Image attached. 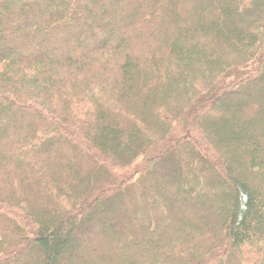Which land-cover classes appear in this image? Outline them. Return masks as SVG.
I'll return each instance as SVG.
<instances>
[{
	"label": "trees",
	"instance_id": "obj_1",
	"mask_svg": "<svg viewBox=\"0 0 264 264\" xmlns=\"http://www.w3.org/2000/svg\"><path fill=\"white\" fill-rule=\"evenodd\" d=\"M0 264H264V0H0Z\"/></svg>",
	"mask_w": 264,
	"mask_h": 264
}]
</instances>
